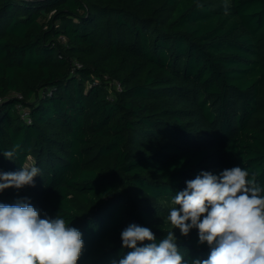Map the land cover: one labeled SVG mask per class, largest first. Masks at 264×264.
I'll return each mask as SVG.
<instances>
[{
    "label": "trees",
    "instance_id": "obj_1",
    "mask_svg": "<svg viewBox=\"0 0 264 264\" xmlns=\"http://www.w3.org/2000/svg\"><path fill=\"white\" fill-rule=\"evenodd\" d=\"M28 158L34 186L0 204L77 228L78 264L118 261L133 223L159 242L202 171L264 187V0H0V172ZM173 231L207 259L198 229Z\"/></svg>",
    "mask_w": 264,
    "mask_h": 264
},
{
    "label": "clouds",
    "instance_id": "obj_2",
    "mask_svg": "<svg viewBox=\"0 0 264 264\" xmlns=\"http://www.w3.org/2000/svg\"><path fill=\"white\" fill-rule=\"evenodd\" d=\"M3 155L11 160L14 151ZM38 175L34 165L0 172V192L34 186ZM171 204L166 217L171 229L183 236L198 229L199 242L210 248L207 259L191 264H264V187L246 169H225L219 176L202 171ZM173 230L156 242L148 227L128 225L120 236L130 251L111 264H186ZM83 249L82 233L59 215L41 218L26 198L0 204V264H78Z\"/></svg>",
    "mask_w": 264,
    "mask_h": 264
},
{
    "label": "rangeland",
    "instance_id": "obj_3",
    "mask_svg": "<svg viewBox=\"0 0 264 264\" xmlns=\"http://www.w3.org/2000/svg\"><path fill=\"white\" fill-rule=\"evenodd\" d=\"M215 3H225L228 2L229 0H213ZM34 165V160L32 158H28L25 166H33Z\"/></svg>",
    "mask_w": 264,
    "mask_h": 264
},
{
    "label": "built area",
    "instance_id": "obj_4",
    "mask_svg": "<svg viewBox=\"0 0 264 264\" xmlns=\"http://www.w3.org/2000/svg\"><path fill=\"white\" fill-rule=\"evenodd\" d=\"M115 89H116V90H119V91L122 90V88H121V86H120L119 83H116ZM20 97H21V96H20ZM19 108H21V111H22L23 116L25 117V119L28 120L29 117H28V112H27V110H24L22 106H19Z\"/></svg>",
    "mask_w": 264,
    "mask_h": 264
}]
</instances>
